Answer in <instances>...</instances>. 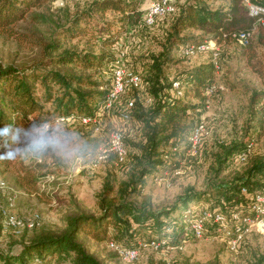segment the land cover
Instances as JSON below:
<instances>
[{
	"label": "trees",
	"instance_id": "16d2710c",
	"mask_svg": "<svg viewBox=\"0 0 264 264\" xmlns=\"http://www.w3.org/2000/svg\"><path fill=\"white\" fill-rule=\"evenodd\" d=\"M45 1L0 0V34L11 37L24 36L16 30V26L27 16L36 22H47L48 18L45 14L31 12L34 8L42 7ZM250 1L264 7V0ZM143 2V0H88V8L85 11L76 13L72 19H69V25L59 27L65 35L69 34L73 37L85 35L87 33L82 32L81 27L83 22L90 24L95 13L104 14L111 11L117 15L115 21H105L104 25L98 24L96 27L101 26L109 32L106 37L100 39L103 46L116 45L127 34L129 28L130 35L134 33L139 38L144 30L147 32V29H158L168 15H176L167 32V43L163 51L159 55L152 54L148 63L150 77L147 80V89L150 95L146 99H141L138 93L128 99L125 105H118L120 98L131 90H139L143 84L142 76L132 69L134 64H129L125 59L123 66L127 70V78L139 74L142 79L141 86L128 85L112 107H107V96L112 89L113 73L115 67L119 65V60L104 51L79 52L71 48L62 49L58 42L46 44L42 42L40 44L46 55L43 59L22 66L0 63V128L11 125L13 130L16 128L21 130L19 141H14L11 135L0 137V156L9 151L18 153L13 160L0 158V172L5 173L18 163L20 156L18 150L26 138L24 133L29 135L45 122L71 115L77 119L81 116L99 115L100 122L102 120L104 124H108L106 120L110 119V114L106 120L103 119L104 114L112 111L114 107L120 113V123L113 125L124 131L128 148L127 160L121 166L129 165L132 170L131 178L122 183L118 191V199L110 196L114 189L112 183L108 181L105 183L99 195V206L102 211L100 215L81 213L70 216L66 228L61 232L42 227L37 230L41 222L32 228L24 227L18 233L13 231L14 235L20 236L25 231L36 230L33 237L21 243L19 252L0 251V264H103L79 240L81 235L90 236L97 241L115 239L118 244L127 248H140L134 242L140 237L147 243L156 241L159 245L158 249L163 250L179 247L187 239H197L190 223L186 221L185 216L189 210H192V213L188 218L199 214L197 208L201 212L204 207L212 212H223L226 216L229 212H237L241 217L256 216L251 208L252 200L247 193H264V154L250 157L252 154L250 146L257 143L255 139L230 141L220 145L221 151L215 153L210 189L207 192L187 189L172 208L156 210L148 201L139 202L125 197L126 194L134 196L133 198L140 195L146 176L158 170L161 165H166L167 162L174 164L173 161L166 159V156L169 155L176 160L178 150L183 148L182 153L189 150L191 133L197 121L187 126V118H190V115L201 106L187 100L190 97L197 98L203 109L207 89L216 84L217 68L212 54L207 61L169 79L165 75V69L172 59L169 53L174 46L181 52L183 46L193 43L216 40L221 44L233 41L225 37L230 31L253 29L248 43L243 45L244 54L251 67L264 76L262 68L257 67L252 61L257 57L259 49L264 52V25L260 16L249 14L242 5L243 0H231L225 9L211 7L205 0H188L180 7L175 6V12L159 17L154 25L145 22L146 13L141 9ZM116 22L119 26L115 25ZM112 28L117 30L113 31ZM188 29H195L200 33L197 35L184 33ZM98 32L96 34L101 36V32L99 30ZM221 56L222 53L219 63L223 72ZM182 58L192 57L182 55ZM68 65L77 66L82 72L70 73L61 69ZM105 65L112 75L109 83L94 79L93 70L101 69ZM174 82H180L178 89L174 88ZM148 99H152L151 103H148ZM260 99L264 100V95L258 97L254 94L252 103ZM49 103L51 108L48 109L46 105ZM262 107L264 108V104ZM252 114L255 115V111ZM111 117V122L115 123L116 119L113 115ZM255 117L252 116L251 120H255ZM91 125L96 130L98 125ZM127 131L131 135H141L140 140L136 143L133 141L134 146L139 149L134 154L126 141ZM247 150H249L248 158L242 161L247 162L245 169L230 180H225L223 173L236 160L238 161L240 154ZM110 157H114L116 161L114 154ZM22 170L25 172V177L20 178L22 181L19 179L17 181L21 187H33L44 178V175L35 176L33 168L23 166ZM206 227L205 236L218 234V224L214 218L207 221ZM156 264H168V262L160 260ZM249 264H264V253L256 256Z\"/></svg>",
	"mask_w": 264,
	"mask_h": 264
},
{
	"label": "rangeland",
	"instance_id": "374dc122",
	"mask_svg": "<svg viewBox=\"0 0 264 264\" xmlns=\"http://www.w3.org/2000/svg\"><path fill=\"white\" fill-rule=\"evenodd\" d=\"M143 11L153 0H143ZM175 6L180 7L188 0H170ZM231 0H205L214 8H227ZM204 2V3H205ZM243 5V3H242ZM244 6V5H243ZM246 8V6H244ZM88 8V0H46L40 8H34L31 12L45 14L47 22H36L30 16L20 21L16 30L24 36L11 37L0 34V63L15 64L18 66L29 65L34 61L44 58L40 43H59L62 49L71 48L79 52L86 50L106 52L109 56H115L118 64L123 66L133 63L132 69L142 76L143 84L137 91L127 93L119 100V106L125 105L127 100L140 95L146 99L150 94L148 77H150L149 62L151 55H159L167 43V32L172 26L176 15H168L163 19L158 29H147L142 36L130 33L123 36L116 45H102V37L107 36L106 30L100 25L105 21L113 22L116 13L108 11L104 14L95 13L90 24L82 23V32L87 34L73 37L62 33L60 25H69V19L76 13ZM247 9V8H246ZM248 10V9H247ZM67 21V23H65ZM119 26V23H115ZM98 30L101 32L100 34ZM116 31V28H112ZM184 33L195 34V29H188ZM98 36L100 38H98ZM101 39V40H100ZM222 53L223 72L216 73V91L207 95L204 108L197 98L190 97V103L201 107L187 118V126L191 122L204 119L209 134L202 145L201 151L195 155H188V151L178 150L176 160L169 155L165 158L174 164L161 165L158 170L145 177V184L138 196L126 194V198L136 201H148L154 209L172 208L187 189L196 192H207L210 189V178L215 164V153L220 152V145L230 141H248L255 139L257 143L251 145V156L264 154V100L252 103L254 94L258 97L264 95V76L256 72L249 63L245 52V46L234 41H226L220 44ZM128 51V52H127ZM56 54V53H55ZM54 54V55H55ZM211 53H205L194 58H182L179 49L174 46L169 55L172 59L166 65L165 75L169 79L175 77L187 69L203 61H207ZM257 67L264 72V52L258 50L257 57L252 60ZM70 73H80L82 70L73 65L61 67ZM96 80L109 83L111 71L107 65L101 69L93 70ZM40 88V87H39ZM117 105V108H118ZM51 108V104L46 105ZM119 109V108H118ZM114 111V112H113ZM255 111V115L252 112ZM109 112V113H108ZM104 114L101 129L95 130L91 124H84L75 118L62 123L53 120L51 129L42 134L39 128L34 129L23 141L19 148V158L15 167L5 173H1L0 179L6 182V188L1 191V202L7 206L10 199L14 200L11 213L29 220L35 216L40 217L42 228L61 232L67 226L70 216L81 213L100 215L99 195L104 189L105 183L111 182L114 189L111 197L118 199L119 189L122 183L131 178V167L118 165L114 157L95 166L96 154L100 147H104L110 138L112 131L120 123V113L114 107L112 111ZM115 123L111 122V116ZM256 116L255 120H251ZM194 118V119H193ZM109 121V122H108ZM186 126V127H187ZM44 135L48 141L39 152H33L29 148L31 140ZM126 141L134 152L139 150L134 142L141 139V135H131L126 132ZM134 141V142H133ZM182 157V158H181ZM23 166L35 169V176H43L33 187H21L18 184L20 178L25 177ZM247 166V162L237 161L223 173L225 180H230ZM177 167V168H175ZM20 169L21 171H18ZM176 171H179L177 174ZM21 172V173H20ZM50 173V174H49ZM49 174V175H48ZM48 175V176H46ZM169 179V183L160 182L159 179ZM198 212L200 209L197 208ZM207 209L206 207L203 210ZM178 213V211L176 212ZM238 215L239 218L236 217ZM227 230L219 231L215 235H207L202 238H191L183 242L179 247L168 249H155L146 245L147 241L137 237L134 242L141 248L140 257L133 263L125 262L117 252L110 247L108 238L105 241H97L90 236L81 235L79 240L88 251L95 255L103 264H156L160 260L168 264H249L256 256L264 253V232L260 230L256 222L245 224L237 212L228 213ZM233 225V226H232ZM236 226V227H235ZM241 228V229H240ZM0 251L19 252L20 245L25 239L33 237V231H25L22 235H14L13 229L4 228V217L0 211ZM241 236V237H240ZM239 237L238 247L233 249L229 244L230 239ZM145 238V237H144ZM118 242V241H116Z\"/></svg>",
	"mask_w": 264,
	"mask_h": 264
},
{
	"label": "built area",
	"instance_id": "2783aa9c",
	"mask_svg": "<svg viewBox=\"0 0 264 264\" xmlns=\"http://www.w3.org/2000/svg\"><path fill=\"white\" fill-rule=\"evenodd\" d=\"M243 5L246 6L248 12L251 16H260L261 23L264 25V7L255 5L251 3L250 0H243ZM176 7L173 2L170 0H153L145 10V22L148 25H154L156 20L159 17H164L167 14L175 12ZM253 29L250 30H241V31H230L225 34V37L230 38L231 40L239 43L240 45H246L249 38L252 36ZM211 53L213 60L215 61L217 71H221V65L219 63V58L221 55L220 44L216 40H209L203 43H193L181 48L182 55L188 57H197L201 54ZM142 79L139 74H133L130 78H127V70L124 66L117 65L113 73V86L108 94L107 107H112L113 103L119 96L125 92L128 85L133 84L136 87L141 86ZM174 88L180 87V82H174ZM217 85L214 84L207 89V95L210 96L212 93H215ZM181 93V91L179 92ZM152 99H148V103H151ZM75 119L74 115L67 117H58L54 121L56 123H62L64 121H69ZM79 120L84 124H97V130L101 129V122L99 115L98 116H81ZM122 120V118H121ZM53 125V121L45 122L41 127H39L38 132L45 134L48 132ZM209 134L207 125L205 124L204 119H199L194 127L191 138H190V147L188 150V155H195L201 151L202 145L205 138ZM111 154L115 155L116 163L121 165L126 162L128 156V148L124 139V131L117 127L115 128L109 138L108 143L104 147H100L95 160V166L98 163H102L108 160ZM249 155V150L243 152L238 156V161H246ZM178 174L179 171H176ZM160 182L164 181L169 183V179H159ZM6 188V182L0 179V211L4 217V228H12L15 232H20L24 227L32 228L40 222V217L35 216L32 219L24 220L17 215L11 213V209L14 206V200L10 199L7 206L3 205L1 202V191H4ZM246 193V191L244 190ZM248 197L252 200L251 208L255 211V217L246 216L242 217V221L245 224H251L256 222V225L259 226L260 230L264 232V193L257 194H248ZM192 213V210H189L187 213L186 221L190 223L191 229L194 231L197 238H202L204 236L205 230L207 229V221L214 218L215 222L218 224L217 229L219 231L225 230V234L230 235V231L227 230L228 219L223 212H212L210 210H202L197 215H193L192 218H188V215ZM237 218L238 215H236ZM241 229V228H240ZM241 237V236H240ZM239 237L235 239H230L229 244L233 249L238 247ZM110 247L113 248L119 256L127 263H133L140 257L141 248H127L121 246L116 241H110ZM146 245L158 249L159 245L156 241H151L146 243Z\"/></svg>",
	"mask_w": 264,
	"mask_h": 264
},
{
	"label": "clouds",
	"instance_id": "9594fccd",
	"mask_svg": "<svg viewBox=\"0 0 264 264\" xmlns=\"http://www.w3.org/2000/svg\"><path fill=\"white\" fill-rule=\"evenodd\" d=\"M9 135H11L14 141H19L21 130L19 128L13 130L11 125H5L3 128H0V137L9 136ZM24 135L27 137L28 133H24ZM47 143L48 141L46 137L44 135H41L38 139L31 140L29 144V148L33 152H39L46 146ZM17 154L18 153L16 151H9L6 154L0 156V158L13 160L16 158Z\"/></svg>",
	"mask_w": 264,
	"mask_h": 264
}]
</instances>
